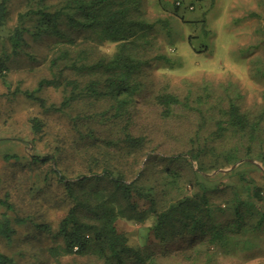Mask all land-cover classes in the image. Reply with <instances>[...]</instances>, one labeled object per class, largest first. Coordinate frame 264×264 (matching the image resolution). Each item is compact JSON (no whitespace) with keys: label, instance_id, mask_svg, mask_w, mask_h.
<instances>
[{"label":"trees","instance_id":"obj_1","mask_svg":"<svg viewBox=\"0 0 264 264\" xmlns=\"http://www.w3.org/2000/svg\"><path fill=\"white\" fill-rule=\"evenodd\" d=\"M10 1L0 0V41L9 44L10 54L26 46L27 38L52 39L53 46L61 45L50 59L51 78L40 80L37 87V92L62 89L61 102L47 103L35 92H24L44 113L65 115L70 126L69 146L56 147L50 156L32 157L38 164H53L54 179L64 186L60 201L69 203L53 232L48 223H33L40 236L51 240L45 249L49 263L170 264L171 259L175 264H220L228 259L233 264H264V199H258L262 188L243 173L232 185L208 176L239 161L243 162L237 168L264 176V91L262 101L250 107L230 82H188L183 95H154L152 103L161 115L182 117L187 133L183 153L163 158L168 162L163 177L152 179L146 169H137V160L146 157L148 138L133 132L135 105L150 65L143 57L151 25L134 16L139 0H64L58 7L47 0H30L9 28ZM78 40L90 46L76 47ZM105 44L110 52L102 50ZM257 46L239 52L250 60ZM8 57H0L4 84ZM166 58L155 57L165 62ZM263 60L258 56L250 61L253 76L264 78ZM30 124L35 135L43 134L45 125L39 118ZM61 152L67 161L74 155L83 163L74 180L57 167L63 161ZM178 161L189 167L184 179L183 171L173 166ZM0 204L13 209L9 200ZM26 223L25 218L2 214L0 239L20 238L19 227ZM132 226L144 228L141 243L132 241ZM0 264L14 261L0 253Z\"/></svg>","mask_w":264,"mask_h":264},{"label":"rangeland","instance_id":"obj_2","mask_svg":"<svg viewBox=\"0 0 264 264\" xmlns=\"http://www.w3.org/2000/svg\"><path fill=\"white\" fill-rule=\"evenodd\" d=\"M63 1L47 0V3L58 7L63 5ZM30 2H9V28L16 24L17 14L25 11ZM177 2L179 6H176ZM134 16L151 25L146 31L147 53L143 57L150 60V65L142 80L145 86L141 98L135 105L133 132L148 138L146 157L137 160V169H146L154 179L161 176L168 166L163 158L183 153V136L187 133L186 121L182 117L173 115L165 118L161 115L159 107L152 103L154 95L163 91L183 95L188 82L197 86L205 82H230L242 94V103L247 107L262 101L264 78L252 75L254 70L250 61L258 56L264 58V0H139L138 12ZM27 41L26 46L13 54H10L9 44L0 41V57L3 53L9 54L8 59H4L6 84L0 79V201L9 200L13 207L8 211L0 204V220L4 213L11 219H27L26 224L18 226L22 233L20 238L12 241L0 239V253L12 257L14 264L33 261L50 264L45 249L51 240L47 235L40 236L33 223H48L53 232L69 203L65 199V202L60 201L64 186L54 179L51 172L53 164H38L32 157L50 156L56 147L69 146L70 126L65 115L44 113L36 101L24 94L25 91L35 92L47 103L61 102L60 88L49 87L37 92L39 81L51 78L50 59L61 45L53 46L52 39L27 38ZM252 45L258 46L247 60L239 50ZM89 46L90 43L80 40L76 45L79 48ZM102 50L110 52V45L105 44ZM94 53L100 55L102 52L95 50ZM160 55L167 57L166 62L155 59ZM34 117L44 122L43 134L32 132L30 121ZM5 156L19 159L6 160ZM59 157L63 161L57 167L68 179L74 180L77 172L83 171V163L78 158L75 160L74 155L69 161L64 152ZM249 163L259 169L262 167L254 160ZM191 165L195 169L196 163L192 161ZM173 166L183 171L184 179L188 165L178 161ZM232 166L208 176H214L216 183L232 185L243 173L247 180L262 188L258 199H264V176L246 170L244 166L231 169ZM233 170L236 172L229 174ZM169 195L174 196L173 193ZM221 199L224 196L219 197L216 203ZM132 229L135 230L130 233L132 241L141 243L144 228L132 226ZM168 262L175 264L171 259ZM220 264H233V261L222 260Z\"/></svg>","mask_w":264,"mask_h":264},{"label":"water","instance_id":"obj_3","mask_svg":"<svg viewBox=\"0 0 264 264\" xmlns=\"http://www.w3.org/2000/svg\"><path fill=\"white\" fill-rule=\"evenodd\" d=\"M240 163H241V161H240V162H238V163H236L235 165H233V166L231 167V169H233V168L237 167V166H238ZM221 171L225 172L226 170H221ZM228 171H229V170H228Z\"/></svg>","mask_w":264,"mask_h":264},{"label":"built area","instance_id":"obj_4","mask_svg":"<svg viewBox=\"0 0 264 264\" xmlns=\"http://www.w3.org/2000/svg\"><path fill=\"white\" fill-rule=\"evenodd\" d=\"M178 4V3H177ZM191 9V8H190Z\"/></svg>","mask_w":264,"mask_h":264}]
</instances>
